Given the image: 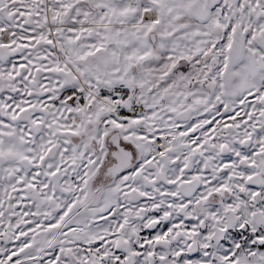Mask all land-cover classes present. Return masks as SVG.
Segmentation results:
<instances>
[{"label": "snow or ice", "instance_id": "6c2138e0", "mask_svg": "<svg viewBox=\"0 0 264 264\" xmlns=\"http://www.w3.org/2000/svg\"><path fill=\"white\" fill-rule=\"evenodd\" d=\"M0 264H264V0H0Z\"/></svg>", "mask_w": 264, "mask_h": 264}]
</instances>
